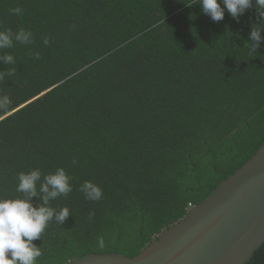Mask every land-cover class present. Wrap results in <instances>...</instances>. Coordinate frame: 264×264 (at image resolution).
Masks as SVG:
<instances>
[{
	"label": "trees",
	"instance_id": "1",
	"mask_svg": "<svg viewBox=\"0 0 264 264\" xmlns=\"http://www.w3.org/2000/svg\"><path fill=\"white\" fill-rule=\"evenodd\" d=\"M261 22L254 0L219 22L199 0H0V28L33 34L0 51L16 61L0 62L14 71L0 80V197L22 195V171L71 177L51 202L71 214L34 241L38 264L136 256L251 159L264 144V43L253 52L249 37ZM248 264H264V244Z\"/></svg>",
	"mask_w": 264,
	"mask_h": 264
},
{
	"label": "water",
	"instance_id": "2",
	"mask_svg": "<svg viewBox=\"0 0 264 264\" xmlns=\"http://www.w3.org/2000/svg\"><path fill=\"white\" fill-rule=\"evenodd\" d=\"M264 244V144L138 255L88 254L67 264H248Z\"/></svg>",
	"mask_w": 264,
	"mask_h": 264
},
{
	"label": "clouds",
	"instance_id": "3",
	"mask_svg": "<svg viewBox=\"0 0 264 264\" xmlns=\"http://www.w3.org/2000/svg\"><path fill=\"white\" fill-rule=\"evenodd\" d=\"M199 5L213 22L223 20L225 12L238 21L246 10L253 7V0H199ZM254 6L260 16L264 17V0H254ZM10 11L20 15L22 9L15 7ZM262 25L264 22L254 25L249 33L252 45L250 50L253 52H257L261 43H264V36L261 35L264 32ZM32 35V32L22 28L16 32L10 28H0V51L12 48L14 42L31 44ZM47 42L44 41L45 44ZM35 55L39 58V53ZM0 62L14 65L16 61L12 54L5 52L0 55ZM12 75V69L0 71V80ZM10 105V97L0 94V111L7 110ZM17 180L16 191L22 195L12 198L0 197V264H38V258L43 252L42 247L37 246L34 241L42 238L50 222L55 220L62 225L71 214L67 206L57 208L51 203L72 191L71 177L63 167L46 175L39 168H35L28 172H19ZM79 190L90 201H99L103 197L102 188L92 181H84ZM34 197L39 198L38 206L33 203ZM100 242L102 243V238Z\"/></svg>",
	"mask_w": 264,
	"mask_h": 264
},
{
	"label": "built area",
	"instance_id": "4",
	"mask_svg": "<svg viewBox=\"0 0 264 264\" xmlns=\"http://www.w3.org/2000/svg\"><path fill=\"white\" fill-rule=\"evenodd\" d=\"M192 207H193V206H190V207H189V210H190Z\"/></svg>",
	"mask_w": 264,
	"mask_h": 264
}]
</instances>
